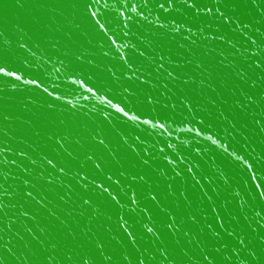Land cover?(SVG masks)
Wrapping results in <instances>:
<instances>
[{"label":"water","instance_id":"95a60500","mask_svg":"<svg viewBox=\"0 0 264 264\" xmlns=\"http://www.w3.org/2000/svg\"><path fill=\"white\" fill-rule=\"evenodd\" d=\"M0 264H264V0H0Z\"/></svg>","mask_w":264,"mask_h":264}]
</instances>
